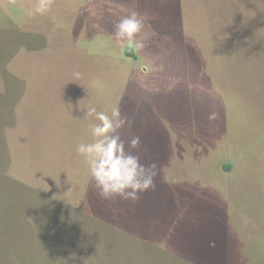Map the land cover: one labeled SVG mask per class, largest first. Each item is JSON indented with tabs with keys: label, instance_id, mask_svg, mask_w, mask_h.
<instances>
[{
	"label": "rangeland",
	"instance_id": "obj_1",
	"mask_svg": "<svg viewBox=\"0 0 264 264\" xmlns=\"http://www.w3.org/2000/svg\"><path fill=\"white\" fill-rule=\"evenodd\" d=\"M35 3L0 0V264H264V0ZM89 105L156 164L138 200L100 197Z\"/></svg>",
	"mask_w": 264,
	"mask_h": 264
},
{
	"label": "clouds",
	"instance_id": "obj_2",
	"mask_svg": "<svg viewBox=\"0 0 264 264\" xmlns=\"http://www.w3.org/2000/svg\"><path fill=\"white\" fill-rule=\"evenodd\" d=\"M53 3L54 0H36L32 8L25 10L26 14H46ZM144 26V18L131 11L116 22L112 35L118 42L126 41L129 46L135 44L140 48L142 44L136 37ZM86 109L85 115L94 121L90 123L93 139L79 143L76 150L86 161L100 197L105 200H138L140 193L154 187L156 164L141 163V157L135 151L141 145L139 136L128 140L122 138L120 130L129 121L118 106L113 107L110 113L97 111L92 105Z\"/></svg>",
	"mask_w": 264,
	"mask_h": 264
},
{
	"label": "trees",
	"instance_id": "obj_3",
	"mask_svg": "<svg viewBox=\"0 0 264 264\" xmlns=\"http://www.w3.org/2000/svg\"><path fill=\"white\" fill-rule=\"evenodd\" d=\"M126 54L128 55V56H132V57H137V55H136V53L134 52V50L131 48V47H128L127 49H126ZM11 241V240H10ZM23 254L26 256V254H25V252H23ZM18 263L19 264H21V260H18ZM23 264H25V263H23Z\"/></svg>",
	"mask_w": 264,
	"mask_h": 264
}]
</instances>
